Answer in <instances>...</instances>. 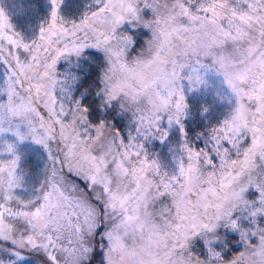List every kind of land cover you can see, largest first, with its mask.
<instances>
[{
  "label": "clouds",
  "instance_id": "obj_1",
  "mask_svg": "<svg viewBox=\"0 0 264 264\" xmlns=\"http://www.w3.org/2000/svg\"><path fill=\"white\" fill-rule=\"evenodd\" d=\"M174 2L175 0H88V10L81 18L72 21L61 15L63 0H57L59 27L54 30V35L48 34L52 40L51 45L40 41V32L35 38L29 39L13 25L14 33H19L18 38L44 47L45 51L41 52L37 61L32 60L30 52L10 48L6 40L0 41V63L7 69L5 75L0 77V105H3L0 107V127L11 129L0 134V166L13 158L5 151L7 143H15L11 139L15 137L13 132L19 129L27 135L30 127L39 129L40 126L35 113L22 117L13 116L8 111L7 88L10 78L16 93L14 103L27 102L40 112L45 123L52 128L48 150H45L47 159L43 161L38 186H33L26 180L27 169L21 166V160L14 169L13 177L8 175L7 170L0 172V211L4 213L0 264H21L28 252L43 253L50 264H209L206 246L205 255L193 250L196 238L191 239L185 247L177 244L174 226L181 221L177 219L174 198L170 195H158L159 190H162L158 189L161 182L174 183L177 192H184L187 188L192 195L185 198L193 201V214L205 222H215L216 204H222L224 211L234 209L235 217L240 220L248 236L243 239L239 232H233L225 224H221L217 250L221 252L224 264H229L240 253L245 254L240 264H264V255L258 254L260 236L264 235V215L251 217L249 208L232 198L233 193L245 187L244 195L250 202L249 207L253 201L255 206H260V189L264 188V156L257 153L242 175H239V167L233 168L230 163L222 162L243 160L244 149L251 143V133L242 130L236 134L224 123L231 120L237 104L221 76L210 72L207 83L202 85L210 86V78H218L221 86L216 89L215 95L224 105L222 118L201 133L204 147L197 148L191 140L184 139L174 152L171 164L163 163L156 153L146 147L154 139H167L165 124L169 128L178 124L183 129L182 122L189 106L186 104L184 110L177 113L174 103L163 104L156 95L155 86L141 87L122 70L120 61L126 62L129 67H135L138 60L151 57L156 43L153 30L157 25L156 13L149 6L158 8L160 14L165 15V5L171 7ZM199 2L200 0H191L194 10ZM236 2L237 0H233V3ZM16 3L17 0H0V9L10 17L9 5L15 7ZM129 5L136 9L135 14L128 11ZM118 17L123 19L118 20ZM146 22H150V26H146ZM50 24L51 17L43 27L47 29ZM59 28L66 29L67 34L60 32ZM130 30H135L137 34L141 31L147 33L138 47ZM105 36L110 37L107 43L103 42ZM123 36H131L133 43L125 46L121 42ZM97 43L100 46L93 47ZM81 44L86 46L84 50L93 48L103 54L99 94H102L104 104L109 107L115 104L121 114L127 115L131 128L127 140L110 122H89L87 112L82 110L84 107L72 96L75 79L58 72V63L51 72V78L41 77L57 47L71 48ZM109 49L123 50V54L114 56ZM17 55L21 64L31 65V68H26L21 73L14 59ZM71 57L80 56L64 55L60 60H69ZM52 78L55 79L54 85ZM184 83L185 88L189 87L186 81ZM36 84L46 86L40 95L36 94L33 87ZM199 87L201 86H196ZM44 91L55 93L54 113H49L45 107L48 97L44 95ZM250 108L254 111V105H250ZM57 119L66 126L64 129L57 123ZM221 129L225 131L221 132ZM226 137H230L236 146L229 143ZM189 149L200 153L198 161L189 159ZM121 163L127 168V172L119 167ZM181 164L185 169L189 164L195 165L194 170L187 173L188 179L180 172ZM97 165L100 167L99 172L96 171ZM137 169L143 170L146 179L140 178ZM92 175L98 176L95 184L90 180ZM173 177L178 178V182L173 181ZM149 180L152 181L150 185L147 183ZM80 181L86 182L87 187H82ZM138 181L143 187L134 191ZM105 186L108 191H105ZM149 188L146 200H141L143 192ZM213 188L216 196L210 191ZM251 193H255V196L250 198ZM8 196L12 199L8 200ZM125 196L128 199L121 206L120 200ZM205 196L207 198L203 199ZM205 203L211 206L205 208ZM113 204L115 207H112ZM6 208L12 212L29 213L40 208L42 216L39 220L31 216L25 218L5 211ZM86 208L92 210L91 217ZM127 214L139 215V220L128 223L124 221ZM137 224L143 225V229L139 230ZM253 232L256 233L255 236L252 235ZM109 233L114 238L119 236L123 247L113 248L116 241L109 240ZM227 233L237 235L238 239L234 243L240 246L239 251H231L229 244L225 242ZM28 236L35 237L40 246L28 244ZM204 236L202 232L199 239L203 241ZM9 242L12 247L6 246ZM97 252L101 255L94 260ZM229 252L230 255L227 254ZM49 255L55 256V261L49 260Z\"/></svg>",
  "mask_w": 264,
  "mask_h": 264
},
{
  "label": "snow or ice",
  "instance_id": "obj_2",
  "mask_svg": "<svg viewBox=\"0 0 264 264\" xmlns=\"http://www.w3.org/2000/svg\"><path fill=\"white\" fill-rule=\"evenodd\" d=\"M51 2V24L47 29L44 27L40 29V41L46 45L52 44L48 34L54 35V30L59 27L57 25L59 12L57 0H51ZM149 7H152L153 12L156 13L155 24L157 27L153 30L156 38L155 48L152 50L149 59L138 60L135 67H129L126 62L120 61L122 70L126 71L130 78L140 84L141 87L155 86L156 95L160 101L163 104L174 103L177 113L182 112L186 107L185 81L190 87L196 88V86H202L207 83V76L210 72L221 76L224 84L235 97L237 104L231 120H226L224 123L229 130L236 134H239L242 130H247L251 133V143L244 149L243 160H233L231 162L222 160L224 163H230L233 168L239 167L241 169L239 175H242L243 170L249 168L257 153L264 156V0H242V3L241 0H237L236 3H233V0H200L195 5V10L191 5V0H175L171 7L165 5L167 9L165 15H161L158 8ZM128 11L133 14L136 13V9L131 5H129ZM120 19H123V17H118V20ZM146 26H150V22H146ZM59 31L67 34V30L64 28H59ZM18 37L19 33H14L13 24L10 22L9 16L4 13L3 9H0V41L6 40L10 48L23 49L26 53L30 52L32 60L37 61L41 52L45 51L44 47L39 43L31 44ZM109 39L110 37L105 36L103 42L107 43ZM121 42L126 46L129 43H133V38L131 36H123L121 37ZM99 46V43L93 45V47ZM85 47L83 44L73 45L71 48L57 47L55 55L50 63L46 65V70L41 73V77L44 79L51 78V72L55 69L62 56L71 54L81 56ZM108 51L117 57L123 54V50L112 51L109 49ZM14 59L21 73L26 68H31V65L20 63L19 55L14 57ZM149 77L152 78L149 79ZM52 82L54 85V78H52ZM33 87L37 95H40L41 90L46 88L42 84H36ZM7 95L8 111L13 116L26 117L29 113H35L40 121L39 129L32 126L29 128V134L27 135L19 129L15 130L13 135L16 137V141L23 142L30 138L32 142L43 146L47 151L48 140L52 136V128L45 123L44 117L40 112L27 102L14 103L13 98L16 93L11 78L8 81ZM44 95L48 97V103L45 104V107L49 113H54L56 107L55 93L44 91ZM250 105H254V111L250 108ZM0 107H3V105H0ZM82 110L83 112L88 111L87 108ZM29 123L31 124V121ZM57 123L61 124L62 129L66 127L59 119H57ZM177 123H179V120H177ZM6 131H11V129L0 127V134ZM220 131L224 132L225 130L221 129ZM226 139L229 143H233L236 146L230 137H226ZM5 151L13 158L0 166V172L7 170L8 175L13 177L14 169H16L21 160L17 143H7ZM189 151V159L198 161L200 153L190 149ZM145 163L147 162L145 161ZM209 163H212V161L209 160ZM119 167L123 168L125 172L128 171L127 168L123 167L122 163ZM194 168L195 165L189 164L187 169H185L184 165L181 164L180 172L185 176V179H188L187 173L192 172ZM96 171H100L99 165L96 166ZM136 172L141 179H146L143 170L137 169ZM90 180L95 184L98 176L92 175ZM172 180L178 182L176 177H173ZM147 183L150 185L152 181L149 180ZM230 183L231 181H229V185ZM142 187L143 185L138 181L137 189L134 191H139ZM158 189H162L158 192L160 197L170 195L174 198L177 219L181 221V223H177L174 226L177 244L185 247L191 239L201 238V233L203 232L205 234L203 242L207 248L209 264H224V258L221 252L217 250L219 228L222 223L233 232H239L243 239H247L248 233L243 230L240 220L235 217L234 209L224 211L222 204H216L217 215L214 217L215 222H212V220L205 222L202 219H198L196 214H193V208L191 207L193 201L190 198H185L192 195L187 188L184 192H177L174 183L161 182ZM105 191H108L107 186H105ZM148 191H150V188L143 192L140 197L141 200H146ZM210 191L214 196L217 195L214 188L210 189ZM245 192L246 188L241 187L239 192L233 193L232 198L248 207L251 217L264 215V188L260 189V206H255L253 201L249 207L250 202L245 199ZM206 198V196L203 197V199ZM7 199L11 200L12 197L8 196ZM45 199L47 200L48 197H45ZM127 199L128 197L125 196V198L120 200L121 206L124 205ZM209 206H211L209 203L203 205L205 208ZM112 207H115V204ZM5 211L25 218L31 216L36 220H39L42 216L40 208H37L32 213L27 211L12 212L11 209L7 208ZM86 211L91 217L92 210L86 208ZM3 215L4 213L0 211V236H4ZM89 217H86V219ZM137 220H139V215L127 214L124 216V221L128 223ZM184 221L189 222L185 224L183 223ZM137 228L142 230L143 225L137 224ZM156 235L159 236V233H156ZM252 235L255 236L256 233L253 232ZM108 236L109 240L115 239L116 241L113 244V248L117 246L123 247L119 236L114 238L111 233ZM26 239L27 243L33 247L40 246L35 237L28 236ZM258 254L264 255V235L260 236ZM244 255V253H240L239 257H234L229 261V264H240V260ZM55 259V256L49 255V260L55 261Z\"/></svg>",
  "mask_w": 264,
  "mask_h": 264
},
{
  "label": "rangeland",
  "instance_id": "obj_3",
  "mask_svg": "<svg viewBox=\"0 0 264 264\" xmlns=\"http://www.w3.org/2000/svg\"><path fill=\"white\" fill-rule=\"evenodd\" d=\"M9 10L11 12L9 17L10 22L18 31L31 39L38 36L41 27L50 20L52 3L50 6V1L48 2V0H17L15 7L9 5ZM87 10L88 0H63L60 13L66 19L76 21ZM85 50L96 51L97 49L88 48ZM66 62L71 63L72 61L70 59H62L58 62L57 69L60 73L62 72V63L65 64ZM6 70V66L0 63V77L5 75ZM71 75L73 77V74ZM220 86L218 78H210V86H201L199 88L186 87V104L189 107L182 122L183 129L178 124L170 128L165 124L164 127L168 131L167 139L164 141L158 139L152 140L148 147H146L150 150L151 144L155 143L156 147L152 149L165 164L172 163L174 152L179 149V146L186 138L191 140L197 148L204 147V139L201 133H204L205 129L211 126V124L217 123L222 118L224 111V105L215 95L216 89ZM206 108L207 111H205ZM11 139L17 143L18 154L21 156V166L27 169L26 180L29 184L38 186L43 161L47 159V152L43 146L37 145L31 140L18 142L15 137H11ZM254 196L255 193L250 195V198ZM198 241L203 242L197 238L193 248ZM97 254L100 257L101 253L97 252ZM21 264H44V262L38 256V252H28L24 255Z\"/></svg>",
  "mask_w": 264,
  "mask_h": 264
},
{
  "label": "trees",
  "instance_id": "obj_4",
  "mask_svg": "<svg viewBox=\"0 0 264 264\" xmlns=\"http://www.w3.org/2000/svg\"><path fill=\"white\" fill-rule=\"evenodd\" d=\"M49 1L51 6V0H48V2ZM130 32L136 39L137 47L143 42L142 37L147 35V33L143 31H141L140 34H137L135 30H130ZM70 61L72 62L62 63L61 73H66L68 77L75 79V83L72 86V96L73 99L79 100L84 108L88 109L87 115L89 122L92 124H98L101 121L110 122L114 129L127 140L128 133L131 130L127 115L121 114L116 105L109 107L104 104L102 94H99V89L101 87L99 76L100 68L103 66V54L99 50H84L80 57H71ZM71 74H73V77ZM148 145L149 144H146L147 147ZM154 147H156V144L152 143L149 151L154 152L152 149ZM80 183L82 187H87L86 182L80 181ZM252 194L254 193L250 195ZM237 239L238 237L235 233H227L225 242L229 244L232 252L240 250V246L234 243ZM7 247H12V245L8 243ZM193 250H198L201 255L206 254V248L203 242L198 241ZM227 254L230 255L231 252ZM97 255V253L94 254V260L99 258V255ZM38 256L42 259L44 264H50L48 258L43 253L38 252Z\"/></svg>",
  "mask_w": 264,
  "mask_h": 264
}]
</instances>
